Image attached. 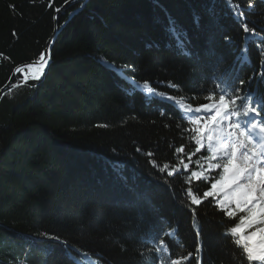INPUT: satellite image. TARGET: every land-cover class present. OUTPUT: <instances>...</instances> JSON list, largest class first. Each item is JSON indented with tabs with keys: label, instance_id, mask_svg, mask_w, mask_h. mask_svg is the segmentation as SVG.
<instances>
[{
	"label": "trees",
	"instance_id": "1",
	"mask_svg": "<svg viewBox=\"0 0 264 264\" xmlns=\"http://www.w3.org/2000/svg\"><path fill=\"white\" fill-rule=\"evenodd\" d=\"M49 2L0 0L11 58H0V91L50 50L39 81L21 72L0 98V264H143L138 253L162 232L175 235L165 237L175 259L194 250L196 229L203 264H248L207 200L189 215L188 177L172 166H184L177 148L195 145L177 105H212L241 80L264 100V0H239L243 20L234 0Z\"/></svg>",
	"mask_w": 264,
	"mask_h": 264
},
{
	"label": "snow or ice",
	"instance_id": "2",
	"mask_svg": "<svg viewBox=\"0 0 264 264\" xmlns=\"http://www.w3.org/2000/svg\"><path fill=\"white\" fill-rule=\"evenodd\" d=\"M31 2L35 4V0ZM234 3L235 7L233 3H229L233 15L241 20L245 19L239 0H234ZM247 6H253L251 0ZM12 8L15 10V5ZM54 11L59 13L60 8H55ZM170 24L175 25V21H170ZM242 29L247 35L259 36L247 23L242 24ZM12 35L16 37L17 33L13 31ZM261 41L264 42V37H261ZM52 43L54 44L55 41L53 40ZM260 54L264 62V49ZM0 58L11 60L3 52H0ZM49 61L50 50L41 51L36 57L35 63L40 67L33 75L37 81L44 75V69ZM27 67L32 68L34 64H28ZM15 71L20 73L21 69L17 67ZM131 71H136L134 66ZM259 75L264 77V72ZM239 85L240 87L234 90L227 88L222 90L215 105L211 107L207 103L200 105L205 111L200 112V109H197L200 119L210 120L214 125H223L221 134L227 143L222 148V154L217 157L216 150L211 153L205 150L189 167L185 161H191L194 154L201 152V142L196 140L195 145L188 152L183 146L175 150L182 154L183 159L178 160L177 164L184 163V169H177L175 165L172 167L173 171L187 173L188 180L183 195L186 198L189 215L198 216L200 205L207 200L211 207L221 213L225 226L231 224L225 234L235 237L234 243L248 264H264V144L257 143L258 136L264 139V100H258L244 90L243 80L239 81ZM171 86L178 87V85ZM152 91L155 94V90ZM165 98L175 102V97ZM184 131L187 132L188 129ZM203 131L204 129L197 128L195 132L189 134L195 137L196 133L203 135ZM208 139L211 140V136H208ZM148 155L151 156V153ZM152 164L156 166L154 160ZM168 168L169 165L165 164L159 170L164 171L166 176H172L173 171H167ZM193 181L204 185L203 191L195 189L199 195L194 194ZM195 232L194 250L183 256L173 258L174 253L169 247V241L165 239L171 237V232H162L160 236L148 242L146 249L138 255L143 257V264H165V261L167 264H178L179 260L185 261V264L192 260L195 264H203V234L198 229ZM43 235L48 239L67 244L59 236H49L47 233Z\"/></svg>",
	"mask_w": 264,
	"mask_h": 264
},
{
	"label": "rangeland",
	"instance_id": "3",
	"mask_svg": "<svg viewBox=\"0 0 264 264\" xmlns=\"http://www.w3.org/2000/svg\"><path fill=\"white\" fill-rule=\"evenodd\" d=\"M110 68H112V67L110 66L109 69ZM36 71H37V69L31 68L30 72H28V73H31L33 75V73H35ZM33 78H35L34 75H33ZM121 78H123L125 80L124 76H122V75H121ZM182 109L185 113L187 112L186 107H183ZM185 115L187 117V118L185 117L186 121L190 124L192 132H195V130L197 128L204 129L203 135L196 133V135L194 137L195 142H196V140H199L201 142V152L198 154L203 153L205 150H207L209 153H211L213 150H216V155H217V157H219L222 154L223 146L227 143V141H225L223 139L222 134H221L222 129H223V125H214L210 120L200 119L199 113H197L196 115H194V113L193 114H185ZM208 136H211V140L208 139ZM218 136H219V139H218ZM257 143H258V145L264 144V139H260L258 136ZM185 163H187L189 167H191V165H192L191 161H187ZM183 165H184V163H183ZM182 169H184V166ZM193 170H198V169H193ZM176 172L177 173L182 172L183 174L187 175L186 171H176Z\"/></svg>",
	"mask_w": 264,
	"mask_h": 264
},
{
	"label": "water",
	"instance_id": "4",
	"mask_svg": "<svg viewBox=\"0 0 264 264\" xmlns=\"http://www.w3.org/2000/svg\"><path fill=\"white\" fill-rule=\"evenodd\" d=\"M73 1H76V0H73ZM45 50H48V45L46 47ZM28 64H34V67H32L33 69H39L40 65L39 64H36L35 62H32V63H27V64H24L22 66H20L19 68L21 69V75L22 77L24 78L25 82H28L31 78H33V75L31 73H27L25 72L24 70L28 69L27 65ZM20 73H17L16 71L13 73L10 81L6 84V86L0 91V98L1 96L9 90V85H12V83L15 81L16 77L20 74Z\"/></svg>",
	"mask_w": 264,
	"mask_h": 264
},
{
	"label": "bare ground",
	"instance_id": "5",
	"mask_svg": "<svg viewBox=\"0 0 264 264\" xmlns=\"http://www.w3.org/2000/svg\"><path fill=\"white\" fill-rule=\"evenodd\" d=\"M213 106V105H212ZM183 107H186V109H187V112L185 113L184 111H183ZM181 110H182V112L184 113V116L186 117V115L185 114H193V113H197V109H193V108H191V107H189V106H181ZM203 111H205V110H203V109H201V111L200 112H203ZM187 118V117H186Z\"/></svg>",
	"mask_w": 264,
	"mask_h": 264
}]
</instances>
